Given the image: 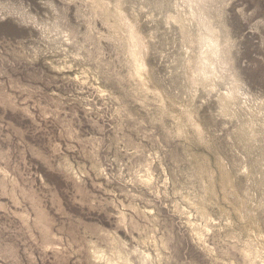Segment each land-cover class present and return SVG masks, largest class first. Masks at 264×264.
Returning a JSON list of instances; mask_svg holds the SVG:
<instances>
[{
    "label": "rangeland",
    "instance_id": "1",
    "mask_svg": "<svg viewBox=\"0 0 264 264\" xmlns=\"http://www.w3.org/2000/svg\"><path fill=\"white\" fill-rule=\"evenodd\" d=\"M0 264H264V0H0Z\"/></svg>",
    "mask_w": 264,
    "mask_h": 264
},
{
    "label": "bare ground",
    "instance_id": "2",
    "mask_svg": "<svg viewBox=\"0 0 264 264\" xmlns=\"http://www.w3.org/2000/svg\"><path fill=\"white\" fill-rule=\"evenodd\" d=\"M211 38H212V36H211ZM211 38H210V39H211ZM208 39H209V38H208ZM214 42H215V41H214ZM207 43H208V47H207L208 49H207L206 51L204 50L205 52L203 51L204 54H206V56H205V60H208L210 53L213 52V51H212V45H213V44L210 45V44H211L210 41L207 42ZM207 43H206V44H207ZM205 46H206V45H205ZM214 49H216V48H213V50H214ZM200 53H201V52H200ZM212 56H213V55H212ZM200 65H201V64H200ZM207 65H208V64H207ZM203 67H204V66H203ZM201 73H202V72H201ZM206 73H207V72H206ZM204 74H205V73H204ZM259 115H260V114H259ZM261 116H262V115H261ZM260 119H261V118H260ZM260 119H259V120H260ZM254 121H255V120H254ZM251 216H252V215H251Z\"/></svg>",
    "mask_w": 264,
    "mask_h": 264
}]
</instances>
